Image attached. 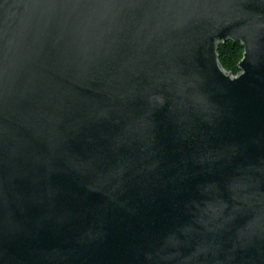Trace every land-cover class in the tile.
<instances>
[{
	"label": "water",
	"instance_id": "water-1",
	"mask_svg": "<svg viewBox=\"0 0 264 264\" xmlns=\"http://www.w3.org/2000/svg\"><path fill=\"white\" fill-rule=\"evenodd\" d=\"M0 264H264V0H0Z\"/></svg>",
	"mask_w": 264,
	"mask_h": 264
},
{
	"label": "trees",
	"instance_id": "trees-1",
	"mask_svg": "<svg viewBox=\"0 0 264 264\" xmlns=\"http://www.w3.org/2000/svg\"><path fill=\"white\" fill-rule=\"evenodd\" d=\"M243 48L240 43L227 41L217 49V59L220 67L230 75H238V65L243 58Z\"/></svg>",
	"mask_w": 264,
	"mask_h": 264
},
{
	"label": "built area",
	"instance_id": "built-area-1",
	"mask_svg": "<svg viewBox=\"0 0 264 264\" xmlns=\"http://www.w3.org/2000/svg\"><path fill=\"white\" fill-rule=\"evenodd\" d=\"M231 76H232V77H236L237 75H235V76H234V75H231Z\"/></svg>",
	"mask_w": 264,
	"mask_h": 264
}]
</instances>
